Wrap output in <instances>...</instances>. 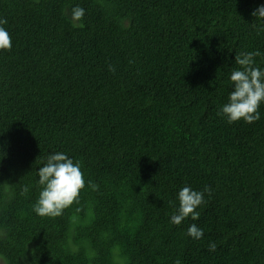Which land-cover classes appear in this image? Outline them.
<instances>
[{
	"label": "trees",
	"instance_id": "1",
	"mask_svg": "<svg viewBox=\"0 0 264 264\" xmlns=\"http://www.w3.org/2000/svg\"><path fill=\"white\" fill-rule=\"evenodd\" d=\"M262 3L0 0L13 42L0 50L3 264H264V104L252 124L216 115L235 55L264 54ZM77 4L82 28L67 18ZM50 152L86 181L55 218L33 212ZM185 185L212 191L177 226Z\"/></svg>",
	"mask_w": 264,
	"mask_h": 264
},
{
	"label": "clouds",
	"instance_id": "2",
	"mask_svg": "<svg viewBox=\"0 0 264 264\" xmlns=\"http://www.w3.org/2000/svg\"><path fill=\"white\" fill-rule=\"evenodd\" d=\"M251 15L256 21L264 22V3L258 5ZM84 16L85 9L77 4L71 8L67 18L73 28H82ZM7 24V18L0 17V50L10 51L13 42L5 27ZM262 55L264 54L259 49L235 55L234 62L239 67L233 69L228 78L232 90L228 93L227 102L220 105L216 112V115L225 119L228 124L241 120L252 124L261 119L260 107L264 104V68L257 64L256 57ZM115 70L109 65V71ZM37 175L39 194L33 204V212L41 217L61 216L66 208L78 202L80 192L86 184L81 163L64 152H50L39 167ZM87 184L93 190L97 187L91 181ZM24 191L27 192L28 188H24ZM211 191L207 186L202 191H197L190 185L181 187L176 193L178 206L170 216L169 222L179 226L189 217L194 221L198 220L200 213L197 209L205 203V194L210 196ZM186 235L193 240H201L204 230L193 223L189 225ZM216 247L215 242H209L210 252H215Z\"/></svg>",
	"mask_w": 264,
	"mask_h": 264
},
{
	"label": "rangeland",
	"instance_id": "3",
	"mask_svg": "<svg viewBox=\"0 0 264 264\" xmlns=\"http://www.w3.org/2000/svg\"><path fill=\"white\" fill-rule=\"evenodd\" d=\"M0 264H3V262L0 260Z\"/></svg>",
	"mask_w": 264,
	"mask_h": 264
}]
</instances>
